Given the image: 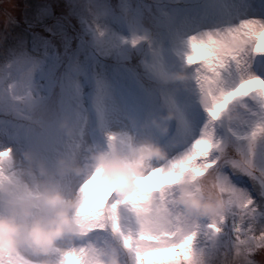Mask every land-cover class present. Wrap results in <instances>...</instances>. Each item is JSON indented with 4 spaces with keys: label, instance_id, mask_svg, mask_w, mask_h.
Masks as SVG:
<instances>
[{
    "label": "snow or ice",
    "instance_id": "snow-or-ice-1",
    "mask_svg": "<svg viewBox=\"0 0 264 264\" xmlns=\"http://www.w3.org/2000/svg\"><path fill=\"white\" fill-rule=\"evenodd\" d=\"M188 49L185 63L201 89L207 120L167 150L166 159L150 161L130 196L90 190L99 170L89 175L79 186L81 207L88 209L80 226L87 235L117 238L135 264H218L221 254L227 264H257L264 250V0H232L229 17L191 35ZM43 65L36 60L15 71L0 69V88L14 93L21 81L34 85ZM21 148L11 122L0 121V189L3 177L19 171ZM209 177L225 211L212 219L187 216L178 199L182 186ZM55 255L57 264H94L85 241ZM152 256L159 258L146 259ZM0 264H42V258L30 249L0 250Z\"/></svg>",
    "mask_w": 264,
    "mask_h": 264
},
{
    "label": "rangeland",
    "instance_id": "rangeland-1",
    "mask_svg": "<svg viewBox=\"0 0 264 264\" xmlns=\"http://www.w3.org/2000/svg\"><path fill=\"white\" fill-rule=\"evenodd\" d=\"M231 8L232 0H0V69L11 65L15 71L36 60L44 64L43 77H37L34 85L24 80L14 93L5 90L18 109L45 105L48 112L39 129L16 131L22 145L18 154L28 148L65 151L84 165L94 146L103 145L109 134L131 136L140 125H151L155 116L167 111L176 113L170 132L162 135L148 127L145 134H151L166 150L181 145L207 115L200 88L187 86V96L182 81L165 84L161 80V72L183 71L189 81L192 71L191 67L186 71L184 58L175 53L181 43L171 42L203 22L219 27ZM5 11L13 18L8 25ZM163 62L167 70L164 64L160 66ZM70 87L82 116L81 131L71 143L52 148L62 136L56 117L72 107ZM188 109L196 117H190ZM104 112L106 117L102 118ZM13 119L0 107V121H5V126ZM17 168L10 179L3 177V188L30 178L19 161ZM144 183L151 184L148 180ZM91 239H107L121 246L108 233ZM121 254L125 264H135L131 250L121 247ZM255 259L264 264V250ZM218 264H227L223 254Z\"/></svg>",
    "mask_w": 264,
    "mask_h": 264
},
{
    "label": "clouds",
    "instance_id": "clouds-1",
    "mask_svg": "<svg viewBox=\"0 0 264 264\" xmlns=\"http://www.w3.org/2000/svg\"><path fill=\"white\" fill-rule=\"evenodd\" d=\"M14 7V5H12ZM6 24L12 21L9 11L4 12ZM163 83L184 81L183 71L161 72ZM72 107L56 117L62 133L59 143H71L80 134L82 116L72 87L69 89ZM0 107L12 114L11 125L16 131L39 129L47 120L46 106L20 110L12 104L6 91L0 88ZM25 111L21 116L19 113ZM102 118L106 113L101 114ZM176 113L167 111L155 116L151 125H140L131 136L112 133L103 145L97 144L82 165L65 151H42L28 148L17 154V160L30 177L27 181L0 189V250L18 252L30 249L39 254L42 264H57L56 253L85 241L94 264H125L121 247L107 239H91L97 233L87 235L80 226V184L93 172H97L90 190L113 192L130 196L137 177L144 175L150 161L164 160L167 150L151 134L148 127L167 135ZM243 118V114H241ZM80 180L76 185L74 182ZM104 181V183H101ZM179 202L187 216L212 219L225 211V200L213 186L211 178L189 181L182 186Z\"/></svg>",
    "mask_w": 264,
    "mask_h": 264
},
{
    "label": "bare ground",
    "instance_id": "bare-ground-1",
    "mask_svg": "<svg viewBox=\"0 0 264 264\" xmlns=\"http://www.w3.org/2000/svg\"><path fill=\"white\" fill-rule=\"evenodd\" d=\"M203 19H205V16H203L202 17ZM204 24H198L196 27H193L192 29H189V30H184V34L182 35V37H180V38H177L175 41H173V42H171L172 43V45L174 44V43H177V42H182V46L181 47H177V49H178V55H180V58H184L185 57V55H186V53L188 52V38L191 36V35H193V34H202L203 32H206L207 30H211V29H213V28H216L215 27V25L213 24V23H206V22H203ZM204 27V31H202L201 32V30H202V28ZM167 43V45H169V43L170 42H166ZM165 53L167 54V55H170L171 54V52L169 51V50H166L165 51ZM177 55V54H176ZM171 56V55H170ZM168 58H169V56H167ZM185 60V59H184ZM185 62V61H184ZM183 62V63H184ZM163 64H164V68H165V70H167L168 68H166L165 66H168V65H166L164 62L163 63H161L160 64V66H163ZM159 66V67H160ZM185 66H186V71H187V69H189L190 68V66H188L186 63H185ZM170 68V67H169ZM185 69V68H184ZM192 71H189L190 73H189V81H186V80H184V81H182V83L183 84H186L185 85V89L183 90L184 92H185V94L188 96L189 94H188V92H186V87L187 86H192V87H198L199 88V86H198V84H197V81H196V79H195V76H194V72H193V69H191ZM191 78V79H190ZM193 78V79H192ZM187 84H189V85H187ZM249 87H253V88H258V87H260V85L259 84H256V85H250ZM189 90V89H188ZM183 93V92H182ZM179 105H182L183 106V102L181 101V99L179 98ZM188 115H190V117H196V115L193 113V112H191L189 109H188ZM205 115H207V113H205Z\"/></svg>",
    "mask_w": 264,
    "mask_h": 264
},
{
    "label": "trees",
    "instance_id": "trees-1",
    "mask_svg": "<svg viewBox=\"0 0 264 264\" xmlns=\"http://www.w3.org/2000/svg\"><path fill=\"white\" fill-rule=\"evenodd\" d=\"M148 1H150V0H148ZM62 47H65V46L62 44ZM145 87H146V88H147V87H148V88H151V86H149V85H146ZM148 88H147V89H148Z\"/></svg>",
    "mask_w": 264,
    "mask_h": 264
}]
</instances>
